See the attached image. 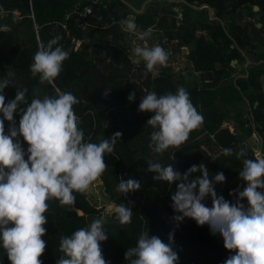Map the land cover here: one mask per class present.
Returning a JSON list of instances; mask_svg holds the SVG:
<instances>
[{
    "label": "trees",
    "instance_id": "16d2710c",
    "mask_svg": "<svg viewBox=\"0 0 264 264\" xmlns=\"http://www.w3.org/2000/svg\"><path fill=\"white\" fill-rule=\"evenodd\" d=\"M89 1L0 0V79L6 77L10 68L15 72L3 92L6 103L15 98L17 89L27 88L29 103L33 98L55 96V89H59L78 99L73 109L86 142L99 143L116 132L122 133L113 152L105 153L108 167L99 178L111 203L132 208L131 223L121 225L116 213L102 214L86 192L74 193L76 202L72 208L61 206L53 199L48 202L45 213L48 222L42 239L46 241V249L40 259L43 264H56L63 255L59 250L61 237L87 227L91 218L104 222L108 239L101 242V248L108 264H129L125 253L137 245L144 231L165 242L169 240V233L174 232L173 247L179 255L178 264H224L235 253L224 247L223 237L213 235L208 225L199 226L195 220L185 218L177 226L171 206L176 185L154 180L155 174L147 171L148 161L162 166L171 164L181 173L203 163L210 179L223 172L226 181L216 183L215 190L218 196L236 203L238 191L246 187L240 178L244 159L264 158V0H186L189 5L155 0L141 14L121 0H100L94 5L93 14L85 18L76 14L66 17L77 3L83 9ZM126 1L140 10L145 0ZM204 4L213 9L214 17L224 22L228 32L218 21L209 20L206 8L198 10L190 6ZM256 6L260 7L259 11H255ZM112 18L115 21L103 28V20L111 22ZM125 19H133L137 31L150 30L149 47L157 41L166 51L172 47L176 55L183 54L182 48L188 47L187 60L192 68L188 71L185 68L176 76L169 57L167 65L160 66L156 75L145 64L134 72L129 59L131 42L127 41L120 24ZM37 23L39 34L34 27ZM56 36L62 37L56 46H62L69 57L53 84L41 83L38 75L33 77L30 65L39 45H47ZM72 38L86 44L76 52ZM98 52L110 57L111 62L99 61ZM248 60L253 63L245 67ZM234 61L242 66L239 77L234 73L238 70ZM180 87L189 93L203 116V123L190 133L184 144L156 154L149 147L151 134L156 129L146 124L154 113L139 111V104L147 92L160 96L175 93ZM132 92L135 100L129 101ZM14 119L18 127L19 109ZM9 127L10 123L5 120L6 133ZM253 136L262 142V155H257L255 148L248 144ZM20 141L27 152V143L22 137ZM225 148H231L232 154L225 155ZM241 148L247 150L246 156L237 158ZM197 176L202 173H194L190 179ZM129 178L138 180L141 188L128 194L118 192L121 179ZM203 203L212 207L211 196ZM241 203L248 206L246 199ZM0 264H11L2 242Z\"/></svg>",
    "mask_w": 264,
    "mask_h": 264
},
{
    "label": "clouds",
    "instance_id": "9594fccd",
    "mask_svg": "<svg viewBox=\"0 0 264 264\" xmlns=\"http://www.w3.org/2000/svg\"><path fill=\"white\" fill-rule=\"evenodd\" d=\"M120 24L130 34L137 32L133 19L122 20ZM149 35V32L143 34ZM61 39L56 36L47 45L41 43L33 56L30 71L33 77L39 76L41 83L53 84L69 57L62 46H56ZM133 54L137 58L135 62H145L148 71L158 65L166 66L169 58L168 52L158 44L137 46ZM14 76L10 68L6 77L0 79V242L11 264H43L40 258L46 249L42 237L46 234L48 202L55 199L61 206L74 207V193L86 192L104 173L108 167L105 153L113 152L122 133L116 132L99 143L86 142L73 109L78 99L59 89H55V96L33 98L30 103L26 100L27 88L17 89L15 98L6 103L3 92ZM128 99L134 101L135 92ZM18 109L21 119L17 127L14 113ZM139 111L154 113L146 124L156 129L149 145L156 154L184 144L190 133L203 123V116L183 87L160 96L147 92L142 96ZM5 120L10 123L7 133ZM20 137L28 145L27 152ZM246 151L241 148L237 158L246 156ZM223 152L231 155L233 150L225 148ZM243 165L240 178L246 187L238 191L236 203L218 196L215 190L216 183L226 181L224 173L219 172L210 179L203 163L181 173L171 164L162 166L149 160L147 171L155 174L156 181L176 185L171 206L177 226L185 218H191L199 226L208 225L213 235L223 237L224 247L235 253L224 264H264V191H261L264 190V158L244 159ZM194 173L202 176L190 179ZM140 188L138 180L121 179L117 191L128 194ZM208 196L212 198V207L203 203ZM245 199L247 207L241 203ZM115 212L121 225L131 223V207L119 204ZM103 223L102 219H92L87 227L61 237L59 250L63 255L56 264H108L101 248V242L108 239ZM173 245L174 232L169 233V240L165 242L144 231L137 245L126 251L125 259L129 264H178L179 255Z\"/></svg>",
    "mask_w": 264,
    "mask_h": 264
},
{
    "label": "rangeland",
    "instance_id": "374dc122",
    "mask_svg": "<svg viewBox=\"0 0 264 264\" xmlns=\"http://www.w3.org/2000/svg\"><path fill=\"white\" fill-rule=\"evenodd\" d=\"M153 1H155V0H153ZM153 1H151V2H153ZM92 14H93V12H92ZM144 32H150V30L149 31H144ZM126 38H127V33H126ZM148 40H149V36H147V40L146 41H148ZM127 41H128V39H127ZM143 42L145 43V40ZM143 42H141V45H142ZM188 49L189 48L186 47V50L183 52V54H177V55L175 53H174V55H171L168 52L169 57H170L168 62H170L171 66L174 68V72H175L176 76H178V74L182 70H184L185 68H186V71H188L189 69L192 68L191 64L187 60V54L189 53ZM174 56H176V59L173 61ZM235 66H237L238 70L235 71L234 73H235L236 76L239 77L243 73L242 66L237 65V64ZM245 67H247V65H245ZM159 68H160V66L158 65V66H156L153 69L155 75L158 73ZM231 130L234 131L235 128L231 127ZM248 144L252 148H255V150L258 152L257 155L260 153V151H259L260 149L258 147L260 143L258 142V139L256 138V136H253L251 141ZM212 155H213V153H212ZM103 187H104V185H103L102 180L100 178H98V180L95 181L90 186V188L86 191V193L88 194V197L90 198V201L94 205L98 206V208H100V211H101L102 214H104V213H116L115 209H116L117 206L114 205L113 203H111L106 198V196H105V194L103 192ZM79 214H82V213L79 212Z\"/></svg>",
    "mask_w": 264,
    "mask_h": 264
},
{
    "label": "built area",
    "instance_id": "2783aa9c",
    "mask_svg": "<svg viewBox=\"0 0 264 264\" xmlns=\"http://www.w3.org/2000/svg\"><path fill=\"white\" fill-rule=\"evenodd\" d=\"M100 0H90L89 1V4L86 5L83 9L81 8V4L80 3H77L74 7V9L72 11H70L68 14H67V18L71 17L72 15H78L79 18H85L87 15L89 14H92L93 12V9H94V5H96ZM132 16V15H131ZM133 18V16H132ZM110 20L108 19H104L103 20V24H102V27L103 28H106L108 27L112 22L115 21L114 18L111 19V22H109ZM85 24H87L85 22ZM180 26V23H178V27ZM34 27H35V30H37V33L39 34L40 33V26L39 24H34ZM64 27L66 28V25H64ZM126 32V31H125ZM127 33V38H128V41L131 42V54H129V59H131L132 61V64L134 66V72L138 71L142 65L145 64V62H143L142 60L139 62V63H136V57L134 56L133 54V49L137 46H142L141 45V42H143L144 40L146 41L147 40V37H144L143 34L145 32L143 31H137L135 34H130L128 32ZM71 44L73 45L74 47V51H79L83 44H86L85 41L83 40H80V39H76V38H72L71 39ZM186 50V47H183L182 48V51L184 52ZM93 51V48L90 47L89 48V53H91ZM167 52H169V54L171 55H174V52H173V49L172 47H169ZM98 60L99 61H105L106 63H109L111 62V58L110 57H107L106 55H104L103 52H98Z\"/></svg>",
    "mask_w": 264,
    "mask_h": 264
},
{
    "label": "water",
    "instance_id": "95a60500",
    "mask_svg": "<svg viewBox=\"0 0 264 264\" xmlns=\"http://www.w3.org/2000/svg\"><path fill=\"white\" fill-rule=\"evenodd\" d=\"M121 1H122L125 5L131 7V8L134 10L135 13H139V14H141V13L144 11L145 6H146L148 3H150L151 1H153V0H147V1L143 4V6H142V8H141L140 10L137 9V8H135L134 5H132L131 3L127 2L126 0H121ZM167 1H169V2H173V3H184V4L189 5L188 2H187L186 0H167ZM190 6H191L192 8H194V9H198V10H200V9H202V8H206L207 11H208V17H209V20H212V21L216 20V21H218V22L221 24V26L224 27V29L228 32L227 28H225V24H224V22H222L220 19L214 17V15H213V9H212L210 6L205 5V4L202 5L201 7H195V6H192V5H190ZM259 10H260V7H259V6H256V7H255V11H259ZM262 26H263L262 24H259V27H260V28H262ZM245 57L247 58L246 55H245ZM247 59H248V58H247ZM237 63H238V61H234V62H233V65L235 66ZM252 63H253L252 61L248 60L247 67H248L250 64H252ZM193 105H194V104H193ZM90 220H91V222H92V219H91V218H90Z\"/></svg>",
    "mask_w": 264,
    "mask_h": 264
},
{
    "label": "crops",
    "instance_id": "0c3cea01",
    "mask_svg": "<svg viewBox=\"0 0 264 264\" xmlns=\"http://www.w3.org/2000/svg\"><path fill=\"white\" fill-rule=\"evenodd\" d=\"M146 1H147V0H145V1L143 2V4H144ZM143 4H142V6H143ZM142 6H141V8H142ZM146 7H147V5L145 6L144 11H145ZM144 11H143V12H144ZM145 43H146L147 45H149V40H148V41H145ZM145 43L143 42V43H142V46H143ZM157 43H158V42H155V45H157ZM258 147H259V149H260V150H259V151H260L259 154L262 155V148H263V146H262V142L259 144ZM257 153H258V152H257ZM259 154H258V155H259ZM263 156H264V154H263Z\"/></svg>",
    "mask_w": 264,
    "mask_h": 264
},
{
    "label": "flooded vegetation",
    "instance_id": "af4514ba",
    "mask_svg": "<svg viewBox=\"0 0 264 264\" xmlns=\"http://www.w3.org/2000/svg\"><path fill=\"white\" fill-rule=\"evenodd\" d=\"M264 78V77H263Z\"/></svg>",
    "mask_w": 264,
    "mask_h": 264
}]
</instances>
